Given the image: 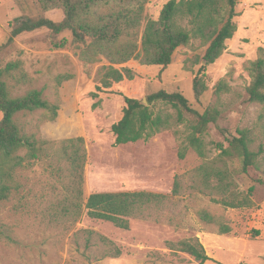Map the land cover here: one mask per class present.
<instances>
[{
  "label": "rangeland",
  "instance_id": "1",
  "mask_svg": "<svg viewBox=\"0 0 264 264\" xmlns=\"http://www.w3.org/2000/svg\"><path fill=\"white\" fill-rule=\"evenodd\" d=\"M167 1L147 0L141 29L147 19L157 17ZM237 2V29L225 41L222 54L206 66L207 90L198 100L191 87L200 66L195 58L205 50L198 39L177 48L164 69L128 61L125 65L134 69L137 76L114 84L111 92H99L97 96L92 95L94 73L105 62L94 64L91 76H85L70 31L58 35L44 28L23 32L0 53V67L19 61V68L12 72L14 77H5L12 96L30 88H42L48 100L58 98L60 102L54 121L41 122L39 112L20 114L16 120L23 131L50 140L83 138V205L94 192L145 190L170 194L177 176L182 185L180 195L170 196L174 207L153 218H131L128 229H122L90 218L83 207L81 211L64 214L70 197L68 178L57 174L47 162H38L21 173L19 193L0 207V221L20 241L15 244L0 239V264H196L188 254L167 247V242L184 238H197L204 246L209 259L203 264H264V135L256 125L259 106L247 100L245 91L250 79L248 64L258 56L259 49L264 50V0ZM62 16L59 9L42 11L34 0H0V43L6 40L17 18L46 17L59 21ZM63 38L67 40L63 47L56 48L54 42ZM58 75L70 77L57 84ZM221 79L228 89L215 95L213 88ZM159 89L180 91L199 112L207 107L217 110L216 122L209 123L204 133L205 159L233 171L235 191L245 193L248 186H254L250 206L231 208L214 203L196 189L198 183H193V191L188 189L192 171L203 159L190 148L184 157H179L185 134L181 123L147 140L114 144L110 126L121 115L123 96L143 100ZM150 107L154 113L177 115L168 104L156 102ZM184 116L189 117L185 112ZM218 127L228 129L232 135L246 130L252 138L250 148L258 153L256 166L249 169L248 175L234 172L239 167L236 158L218 159L216 144L226 145ZM254 179L261 182H253ZM199 208L207 209L227 224L230 232L218 234L216 225L201 222L195 213ZM81 229L105 235L121 248L122 254L117 258L88 260L85 235L77 232Z\"/></svg>",
  "mask_w": 264,
  "mask_h": 264
},
{
  "label": "trees",
  "instance_id": "2",
  "mask_svg": "<svg viewBox=\"0 0 264 264\" xmlns=\"http://www.w3.org/2000/svg\"><path fill=\"white\" fill-rule=\"evenodd\" d=\"M46 12L53 9L62 11L59 21L46 17H20L11 25L6 40L0 43V53L13 39L23 32L47 29L53 35L70 31L71 43L77 51L78 60L85 76H91L94 64H100L95 73V92H111L112 86L122 81H131L137 73L125 65L136 61L141 66L166 68L172 60L174 51L187 46L191 39H198L205 46L201 57L195 58L200 66L191 82L193 96L198 100L207 90L204 80L206 66L213 63L225 48L237 27V0H168L156 18L144 22V7L147 0H34ZM67 40L54 42L61 48ZM204 61V62H202ZM19 68V61H9L0 67V207L22 188L21 173L30 170L38 162H47L59 175L68 178L67 205L63 213L81 211L93 219L108 221L116 227L128 229L131 218H153L164 210L171 209L175 203L170 196L180 195V177H176L170 194L138 190L107 191L90 193L82 204L83 171L86 160L82 137L59 140L45 139L35 132H24L16 118L20 114L39 112V120L54 121L59 110V99L48 100L43 89L30 88L23 94L12 96L5 80L14 77L12 72ZM249 82L245 88L247 100L259 106L256 125L264 135V50L248 64ZM20 77H23L22 74ZM68 75H58L57 84L68 79ZM227 88L224 80L216 82L213 92L219 95ZM119 94V93H118ZM147 105L142 100L123 96L124 105L120 117L111 124L114 144L121 145L139 140H147L155 134L171 129L176 123L183 124L184 141L179 147V157H184L187 148L193 150L203 161L196 166L188 189H196L208 195L214 203L224 207L238 208L252 204L254 186L250 185L245 193L235 191L233 171L218 165L214 160H206L204 133L209 123H215L217 110L207 107L202 112L193 109L188 99L180 91L159 89L146 96ZM161 102L176 109V117L169 112L154 113L150 105ZM184 112L188 114L185 118ZM224 143L216 144L218 159L236 158L238 169L234 172L248 175L249 169L256 166L257 153L250 148L252 138L246 130H237L232 135L228 129L217 128ZM253 182H261L254 179ZM198 219L216 225L218 234H227L230 227L221 222L207 209L196 210ZM84 233V250L88 260L105 257L117 258L121 248L111 239L94 230L81 229ZM258 234V231H254ZM10 243H20L12 229L0 221V239ZM173 252L191 256L196 264H203L209 256L197 238H184L167 242Z\"/></svg>",
  "mask_w": 264,
  "mask_h": 264
},
{
  "label": "water",
  "instance_id": "3",
  "mask_svg": "<svg viewBox=\"0 0 264 264\" xmlns=\"http://www.w3.org/2000/svg\"><path fill=\"white\" fill-rule=\"evenodd\" d=\"M202 62H204V61H202ZM142 102H143L145 105H147V101H146L145 98L142 100Z\"/></svg>",
  "mask_w": 264,
  "mask_h": 264
}]
</instances>
